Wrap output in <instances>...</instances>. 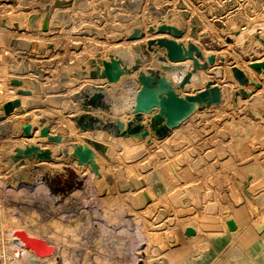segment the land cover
<instances>
[{"label":"bare ground","instance_id":"bare-ground-1","mask_svg":"<svg viewBox=\"0 0 264 264\" xmlns=\"http://www.w3.org/2000/svg\"><path fill=\"white\" fill-rule=\"evenodd\" d=\"M113 1L116 0H37L31 5L30 0H5V4H9L10 14L5 15V18L4 14L3 16L1 14L0 19L8 21V31L27 32L31 22V26H34L30 28L32 37L37 36L39 39L26 44L25 51L19 54L20 59L17 61L11 53H15L16 49L20 48L23 35L21 39L13 35L9 38L13 42L7 51L10 55H5L7 57L2 61L3 68L0 67V84L3 83L5 87L9 85L21 88V90L17 91V94H11L12 98L13 96L15 98L12 106L1 108L5 101L0 98V116H2L0 124L8 125V123L17 121L20 123L24 117H27L29 131L24 133L21 129L22 134L18 136L21 137L22 144L16 149L13 148L3 153L1 159L8 161L4 162L8 165L5 168L8 170V183L12 188H19V192L23 193L41 190L43 194L56 196L59 192L70 190V187L80 182L90 187V191L92 185L114 187L117 192L120 188L129 193L127 195L130 210L135 218L140 220L139 222L153 227L158 223L156 220L157 218L159 220V216L163 219L167 217V220L175 223V226L172 228L163 226L167 229L161 232L169 237L168 240L178 241L185 231L184 227L177 226V221L182 218L180 212L183 211L178 209H187V206L197 209L201 205V200L210 196L207 180L200 178V172H195L196 169L198 170L197 166L204 162L203 170L210 169L214 173L219 163L224 162L227 156H224L225 147L228 145L230 152L234 149L233 144H229L228 141V144L223 140L214 142L215 134H212L214 137L210 136L211 139L213 138V143L210 140V144L207 142L208 150L207 146L205 149L202 148L205 140L188 148L182 144L184 138L177 139L173 134L181 128L189 131L196 125H201L203 128L206 126L208 128L209 125L221 135L224 129L229 128L230 124L225 122L227 121L226 116L232 113L229 106L236 96L241 95L240 88L234 87L226 71L221 74L217 66L206 65L209 58H205L203 52L201 53V50L190 43L191 39L199 40V35L185 32L178 19L175 20L176 18L172 23L166 22L165 19L162 22L163 25L160 24L161 28L157 30L149 31L150 25L146 23V28L143 32L140 30L141 34L136 38L123 37L120 43L112 40L114 42L112 44L113 53L109 52L108 48L106 49V41L105 45L96 41V45L95 41L93 42L95 36L100 35V32L103 33L105 29L104 26H100L99 19L95 22L92 18L97 19L105 13L107 3L110 9L114 8ZM128 3H138V0H128ZM83 5L87 7L83 8ZM36 6L38 11L33 9ZM5 7L2 6L3 9ZM87 16H89V21ZM256 18L258 21L253 23L257 25L256 32L264 33V17L258 15ZM13 22H16L17 26H13ZM152 24L154 25L153 22ZM257 38L258 35H256ZM26 39L28 41V38ZM259 40L262 44L264 43L262 42L264 38H259ZM92 43L102 48L100 53L107 54L106 58L98 57V60L90 65L85 64L87 61L83 63L81 60L85 64L81 68L72 66L73 59L84 54L82 50L83 53L76 48V45L82 49H89V46H93ZM120 44L126 49L122 50V46L119 47ZM171 44L175 47L174 49H168L171 48ZM212 51L216 55V64L219 65V51L216 49ZM235 59L241 62V57ZM106 64L113 67V72L110 74L103 73ZM143 69L147 72H141ZM93 70L97 72L93 73ZM113 76H115L114 79ZM105 77L108 80H105ZM10 79H15L16 82L10 85ZM144 79L154 83L163 81L166 83V89L187 104L193 105L194 108L175 126L167 125V119L162 114L158 97V102L156 101L146 111L138 110L135 102ZM204 80H209V84L198 85L199 82L203 84ZM216 85H219V88ZM166 89L159 91L160 97L165 95ZM260 89L258 86L256 94L259 95L262 92ZM215 95L218 96L217 101L213 100ZM162 129L166 131L159 134L158 132ZM262 130L264 131V127ZM163 156L168 158L164 160L162 158L161 161L160 157ZM170 156L171 159H169ZM176 162L179 163L180 168L178 166L179 169L176 168L177 170L175 169L176 171H173L168 178L175 182L177 187L167 199L168 203H165L162 197H157L152 193L149 182L161 170L163 164L172 169ZM254 164L253 161L236 164L239 174L231 172L232 174L223 177L225 187L232 186L239 176L250 174L255 167ZM91 170L94 171L93 176H90ZM212 184L214 185L213 182ZM219 204L220 202L216 199L213 203L206 205L205 211L215 213ZM174 209L177 212H174ZM162 224L164 221L158 226ZM152 227L149 233L151 240L163 237L156 226ZM19 230L24 231L27 236H33L29 230L21 227L10 230L14 244L23 252L20 254L14 248V255L29 263L38 261L42 264H47V262L50 264V260L55 256V249L49 255H35L30 249L24 248L21 239L13 234ZM192 232L191 229L190 234ZM37 236L49 240L46 237L35 235ZM169 251L172 252V250ZM165 254L163 250L155 252L153 255L157 260L153 263L165 264ZM12 262L17 261L12 258L10 264Z\"/></svg>","mask_w":264,"mask_h":264},{"label":"rangeland","instance_id":"rangeland-1","mask_svg":"<svg viewBox=\"0 0 264 264\" xmlns=\"http://www.w3.org/2000/svg\"><path fill=\"white\" fill-rule=\"evenodd\" d=\"M31 1V5L37 2V0ZM113 2L115 7L112 9L107 3V11L103 13L105 16L101 14L97 19L92 18L95 22L99 19L101 21L100 26H104L105 29L103 33L100 32V35L95 36L93 42L95 41L97 45L99 41L103 44L106 41V49L108 48L111 53L114 52L112 50L114 49L112 40L120 43L123 37L136 38L144 31L146 23L150 25L149 31L157 30L161 28L165 19L166 22L172 23L176 18L175 20L178 19L181 28L185 32L199 35L200 41L191 39L190 43L201 50V53L203 52L206 56L205 58H209L207 60L208 64L206 63L207 66H217L221 74L224 71L227 72L234 87L240 88L241 95L236 96L235 99L237 98V100L234 99L229 106L233 114H228L225 122L230 125L229 128L224 129L221 135L209 125L208 128L207 126L203 128L201 125H196L194 128H190L189 131L181 128L179 129L180 132L178 130L175 131L176 134H172L177 139L184 138L182 144H185L184 146L188 148L199 144L201 140H205L204 143L210 141L213 143V138L211 139L210 136L214 137L212 134H215L214 142L223 140L226 144L228 142L229 144L232 143L234 150L230 149V152L227 148L228 145L225 147L226 153L224 156H227L224 162L219 163L214 173L210 169L203 170L204 162L197 166L198 170L196 169L195 172H200V178L203 177L207 180L210 196L204 200L202 199L201 205L197 209L187 205V209H178L184 211L180 212L182 218L177 221V226L184 227L186 233L184 231L183 237H185L179 238L178 241L176 239L168 240L169 237L164 236L161 231H165L167 228L164 227L167 226L174 227L175 223L168 221L167 217L163 219L162 216H159V220L158 218L156 220L158 223L155 226L163 234V237L151 240L149 233L152 231L150 230L152 226L143 224L139 222L140 220L137 217L135 218L129 206L127 195L129 193L120 188L117 192L114 187L92 185L90 191V187L80 182L73 185L74 187H70V190L62 191L64 194L59 192L56 196L43 194L41 190L33 193L31 191L23 193L19 192V188H12L7 179L8 170L5 169L8 165L4 164L8 161L1 158L4 155L3 153L11 151L13 148L16 149L22 144L21 137L18 135L22 134L20 130H23V128L21 122L18 121L8 123V125L0 124V264H10L12 258L17 262H28L14 255V248L20 254L22 252L19 249L20 247L14 244V238L12 239L10 235V230L16 227L29 230L33 236L39 235L49 239L48 241L43 240L46 243H51L47 244L55 249V256L50 260V264H154L153 261L157 259L153 254L162 250L164 254L166 253L165 264H264V131L262 130L264 127V43L262 44L259 40V38H264V33L256 32L258 30L257 25L253 24L258 21V18H256L258 15L264 17V0H138V3H128V0H116ZM3 5L6 6L5 9L2 8ZM86 7L87 5H83V8ZM33 9L38 11L37 6ZM8 13L10 14L9 4H5V0H0V17L1 14L2 16L4 14L5 18V15H9ZM87 17L89 21V16ZM249 24H251L250 27H248ZM12 25L17 26V23L13 22ZM7 27L8 21L0 19L1 68L4 64L2 61L10 55L7 51L13 42V40H9L12 35L17 39L22 35L25 37L20 38V48L16 49L15 53H11L17 61L20 59L19 54L25 51L26 44L39 39L37 36L32 37L31 29L34 26H31V22L29 26L31 29L28 28L27 32H10ZM256 35H258L257 39ZM26 38H28V41ZM92 44L93 46H89V49H82L79 45H76L80 52H84L82 54L84 58H82L83 56H76L73 63L71 62L72 66H80L81 68L85 64L90 65L96 62L98 57L106 58L107 54L100 53L102 48L94 43ZM121 46L120 44L119 47ZM174 48L171 44V48L168 49ZM121 49L125 50L126 47L122 46ZM212 49L219 51V65L216 64V55ZM97 54L99 55L97 56ZM93 55H96L95 58ZM236 57H241V62L244 61L246 64H241L240 61L235 59ZM81 60L83 63L87 62L83 64ZM145 71L147 72L146 69H143L141 72L145 73ZM92 72L97 71L93 70ZM111 72H113V67L106 64L103 73L110 74ZM107 77H105V80H108ZM101 78L104 79V77ZM153 79L155 80V77ZM15 82V79L9 80L10 85ZM209 82V80H204L203 84L199 82L198 85L204 86ZM152 83L154 82H150V85L153 87L158 84L163 87V84H165L161 81H157L154 85ZM0 86V98L5 101L2 103L1 108L4 109V107L13 105L12 101L15 98L14 96L12 98L11 94H17V91L21 88L18 89L9 85H6V88L3 83ZM216 86L219 88V85ZM258 86L262 91L259 95L256 94ZM164 96L167 97L166 94ZM175 97L177 96L175 95ZM244 108L245 112H243ZM238 111H241V114ZM202 120L204 121V118ZM28 128L26 127L24 133L29 131ZM208 136L209 138H207ZM204 143L202 148L205 149L210 143L206 145ZM182 144L181 146H183ZM206 149L208 150L209 147ZM207 150L205 151L207 152ZM162 158L164 160L168 157H160L161 161ZM169 159H171V156ZM250 160L255 163L252 172L239 176L240 178L238 177L232 186L225 187L222 178L234 172L239 174L236 164H246L251 162ZM178 161L180 160L178 159ZM177 163H174L172 169L163 164L161 170L149 182L152 193L157 197H162L165 203H168L167 199L177 187L176 183L168 178L173 171L175 172L180 168L179 163L178 165ZM93 172V170L90 171V176L94 175ZM215 187L216 189H214ZM216 199H218L221 206L219 204V208L215 213H207L205 211L206 205L213 203ZM204 203L205 205H203ZM174 212H177V210L174 209ZM161 220L164 221L165 225L158 226L162 222ZM191 229L193 231L192 235L190 234ZM13 234L17 236L16 232H13ZM189 235L191 237H188ZM169 250H172V252Z\"/></svg>","mask_w":264,"mask_h":264},{"label":"water","instance_id":"water-1","mask_svg":"<svg viewBox=\"0 0 264 264\" xmlns=\"http://www.w3.org/2000/svg\"><path fill=\"white\" fill-rule=\"evenodd\" d=\"M112 78H115V76H113ZM152 84L154 85L155 83ZM163 85V87H160L159 84L153 87L150 85L149 80L144 79L142 81V88L140 89L136 98L135 107L138 110L146 111L147 109H149V107H151V105L156 103V101L158 102V97L160 98L159 102L162 108V114L167 119V125L175 126L192 111L194 106L189 105L182 99L175 97V95L171 93L170 90L166 89V83ZM165 89L167 90L165 93L167 97H160L159 91ZM217 97L218 96L215 95L213 100L217 101ZM21 125L23 130L26 132L27 117L23 119ZM165 131V129H162L158 133L163 134ZM16 233L17 236L21 239L23 247L30 249L35 255L44 256L52 253V247L48 245L43 239L35 236H27L26 233L21 230L17 231Z\"/></svg>","mask_w":264,"mask_h":264},{"label":"built area","instance_id":"built-area-1","mask_svg":"<svg viewBox=\"0 0 264 264\" xmlns=\"http://www.w3.org/2000/svg\"><path fill=\"white\" fill-rule=\"evenodd\" d=\"M12 264H42V263H40V262H38V261H36V262H31V263H24V262H16V263H12Z\"/></svg>","mask_w":264,"mask_h":264}]
</instances>
